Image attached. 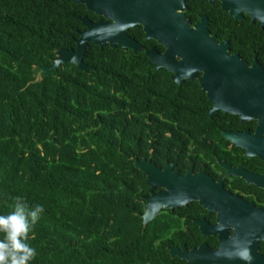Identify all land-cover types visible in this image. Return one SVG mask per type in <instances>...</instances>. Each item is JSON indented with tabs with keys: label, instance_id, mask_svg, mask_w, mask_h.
Masks as SVG:
<instances>
[{
	"label": "trees",
	"instance_id": "trees-1",
	"mask_svg": "<svg viewBox=\"0 0 264 264\" xmlns=\"http://www.w3.org/2000/svg\"><path fill=\"white\" fill-rule=\"evenodd\" d=\"M193 25L203 13L230 52L264 66V29L249 18L235 21L199 0L187 2ZM98 16L71 0H0V214L21 196L29 209L42 205L29 243L31 264H184L171 259V213L145 228L144 176L134 159L151 158L187 168L216 164L221 157L217 113L198 83L176 85L144 52L89 44V74L64 64L33 82L34 66H49L55 50H74L79 17ZM128 35L144 48L141 28Z\"/></svg>",
	"mask_w": 264,
	"mask_h": 264
},
{
	"label": "water",
	"instance_id": "water-1",
	"mask_svg": "<svg viewBox=\"0 0 264 264\" xmlns=\"http://www.w3.org/2000/svg\"><path fill=\"white\" fill-rule=\"evenodd\" d=\"M83 5L88 12L99 17L93 22L86 16L79 17L83 29L77 33L74 50H55L49 66L32 68L33 82L47 76H55L57 68L64 64L74 65L79 71L89 74L95 69L83 62L89 44L121 50L142 52L143 47L127 34L129 29L141 28L144 40H153L163 47L162 53L155 48L144 52L150 65L157 71L164 69L172 74V81L181 85L184 81L197 80L201 93L210 103L207 112L211 119L218 111L236 115L246 121L264 108V70L256 57L249 65L238 54L229 55L226 40L217 43L208 29V20L201 16L194 25L185 17L183 0H71ZM220 3V8L230 19L241 21L249 17L250 23L264 28V0H200ZM262 110V109H261ZM262 123L263 119L258 118ZM235 143L236 134L222 133ZM238 135L236 136V138ZM229 174L238 176L218 161ZM134 167L145 177L150 195L143 197V213H136L145 228L160 210H178L191 202L204 209L217 212V225L210 226L204 220L195 221L203 236L219 234L220 246L209 250L205 245L187 250L168 247L171 259L185 264H264L259 254L258 243L264 242V210H256L248 203L230 197L222 190L221 183L214 182L203 173L187 172L180 176L172 172V164L163 170L155 168L149 160L134 159ZM243 176V175H242ZM248 183L251 180L243 176ZM159 187L161 191L153 193ZM232 228V235H228Z\"/></svg>",
	"mask_w": 264,
	"mask_h": 264
},
{
	"label": "flooded vegetation",
	"instance_id": "flooded-vegetation-1",
	"mask_svg": "<svg viewBox=\"0 0 264 264\" xmlns=\"http://www.w3.org/2000/svg\"><path fill=\"white\" fill-rule=\"evenodd\" d=\"M183 1H184V5L186 6V10L184 11V15H185V12H187L189 9L187 2L188 1L194 2L195 0H183ZM202 3L209 4L208 2H202ZM215 4H219L220 6L219 2H214L213 4H209V5H215ZM201 16H205V15L201 13L196 22L200 20ZM246 17L247 16H244L242 20H244ZM249 22H250V19H249ZM252 25H255V24H252ZM128 31H127V34H128ZM143 39H144V36H143ZM224 40L228 42V47H229L228 54L229 55L237 54V53L230 52V45H229V41L227 38L218 41L215 36V41L217 43H220ZM144 41L146 43H150L153 40H148V41L144 40ZM153 42L155 43L156 46H159L162 51H159L158 49H156L154 45L145 49L141 43L139 42L138 43L143 47L142 52H145L146 50L153 47L155 48V50H157V52L162 53L164 51L163 47L156 44L155 41ZM254 56L256 57V55ZM254 56L252 58V61L254 59ZM252 61L250 63H248L247 61L245 62H247L250 65ZM262 68L264 70V66H262ZM170 75L172 76V74ZM261 107L262 106L258 108V113L254 117L255 119L251 118L246 121H241L239 117L236 115L228 114L232 116V118L225 116V115L222 116V119L226 123V127H223L220 130L221 157L215 159L216 164H210L208 166L205 165L201 167L193 166L192 168H187L184 162L180 164H176V163H169L168 161H165L163 165H157L155 162L151 160V158H148V159L141 158L139 161L149 160L151 164L155 166V168H158L160 170H163L166 164H172L173 165L172 172H178L180 176L185 175L187 172H191L192 174H198V173L206 174L214 182L221 183L222 190L226 192L230 197L236 198L237 200H242L243 202L251 205L256 210H264V108H261ZM219 112L221 111H218L217 113ZM258 118L263 119V122L260 123ZM223 132H226L229 134H236V136L238 135L237 138L236 136L234 138L235 143H232L230 140L225 139L222 135ZM218 161L223 162L230 169L237 170V174L239 175L234 176L232 174H229L228 170L224 167H221ZM242 175L246 176V178L248 177V179L251 180V182L248 183V181L245 178H243ZM144 183H145V177H144ZM146 187H147L146 193L141 195L140 197L142 201V212L141 213H143V208L145 205V200L143 199V197H147L150 195L149 187L147 185ZM159 191H161V188L159 187H156L153 189V193H157ZM161 213H171L172 219L173 218L176 219L174 220V222H176V226L172 230V237H171L172 245L169 247H175L178 249H180L181 247H184L187 250H191V249H196L200 247L201 245H205L209 250H216L219 248L220 239H219L218 233L216 235L203 236L199 228L194 224L195 221L204 220V222L208 225L209 228L210 226L217 225V214H216L217 212L204 209L197 202H191L187 204L186 206L179 208L178 210L170 211V210L162 209L160 210L158 215H160ZM232 230H233L232 228H229L228 230L229 236L232 235L233 233ZM258 248H259L258 250L259 254H261V256L264 257V242L263 241L261 240L259 241ZM174 259H177V258H174Z\"/></svg>",
	"mask_w": 264,
	"mask_h": 264
},
{
	"label": "clouds",
	"instance_id": "clouds-1",
	"mask_svg": "<svg viewBox=\"0 0 264 264\" xmlns=\"http://www.w3.org/2000/svg\"><path fill=\"white\" fill-rule=\"evenodd\" d=\"M42 205L29 209L21 196L14 198L12 210L0 214V264H31L37 251L29 241L37 224Z\"/></svg>",
	"mask_w": 264,
	"mask_h": 264
}]
</instances>
